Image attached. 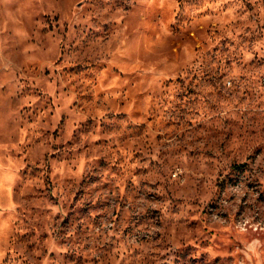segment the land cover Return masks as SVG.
Wrapping results in <instances>:
<instances>
[{"label":"rangeland","instance_id":"rangeland-1","mask_svg":"<svg viewBox=\"0 0 264 264\" xmlns=\"http://www.w3.org/2000/svg\"><path fill=\"white\" fill-rule=\"evenodd\" d=\"M0 264H264V0H0Z\"/></svg>","mask_w":264,"mask_h":264}]
</instances>
